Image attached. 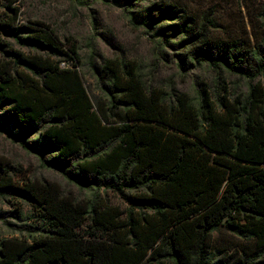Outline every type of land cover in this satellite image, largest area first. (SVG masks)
Wrapping results in <instances>:
<instances>
[{
	"label": "trees",
	"instance_id": "16d2710c",
	"mask_svg": "<svg viewBox=\"0 0 264 264\" xmlns=\"http://www.w3.org/2000/svg\"><path fill=\"white\" fill-rule=\"evenodd\" d=\"M15 1L0 0V132L90 196L18 187L0 163V194L30 209L28 237L0 241V264H248L213 247L220 229L264 253V35L217 38L213 14L178 0H76L123 10L180 76L207 73L190 94L176 74L163 85L92 52L94 105L78 49L21 23Z\"/></svg>",
	"mask_w": 264,
	"mask_h": 264
},
{
	"label": "rangeland",
	"instance_id": "374dc122",
	"mask_svg": "<svg viewBox=\"0 0 264 264\" xmlns=\"http://www.w3.org/2000/svg\"><path fill=\"white\" fill-rule=\"evenodd\" d=\"M190 13L199 17L205 12L213 14L219 28L217 38L247 39L255 43L264 35V0H178ZM12 7L19 9V21L43 22L53 29L63 44L78 49L81 62L76 63L84 86L93 102L101 96L96 80L89 70L92 52L94 61L124 58L134 61L148 80L161 81L165 85L176 74L178 89L193 93L192 85L196 76H207L204 70L191 75L180 76L170 63H164L157 56L152 39L142 28L134 26L128 15L111 3L96 1L80 5L76 0H16ZM3 10H0L2 13ZM30 142H37V136H31ZM0 163L8 166L16 186L38 180L56 183L66 194L87 199L90 193L79 190L53 169L42 167L38 157L24 150L0 132ZM110 204L124 209L125 204L117 196L108 195ZM30 209L23 205L20 197L0 194V241L4 239H26L28 233L21 226L30 224L27 216ZM213 247L237 255L248 264H264V253L254 242L243 241L226 229H220L213 235Z\"/></svg>",
	"mask_w": 264,
	"mask_h": 264
},
{
	"label": "built area",
	"instance_id": "2783aa9c",
	"mask_svg": "<svg viewBox=\"0 0 264 264\" xmlns=\"http://www.w3.org/2000/svg\"><path fill=\"white\" fill-rule=\"evenodd\" d=\"M63 66H64V64H63Z\"/></svg>",
	"mask_w": 264,
	"mask_h": 264
}]
</instances>
